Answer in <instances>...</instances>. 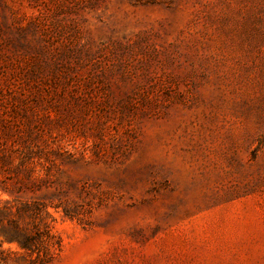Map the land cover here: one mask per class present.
Listing matches in <instances>:
<instances>
[{
  "label": "rangeland",
  "instance_id": "obj_1",
  "mask_svg": "<svg viewBox=\"0 0 264 264\" xmlns=\"http://www.w3.org/2000/svg\"><path fill=\"white\" fill-rule=\"evenodd\" d=\"M0 185V264H264V0H0Z\"/></svg>",
  "mask_w": 264,
  "mask_h": 264
},
{
  "label": "trees",
  "instance_id": "obj_2",
  "mask_svg": "<svg viewBox=\"0 0 264 264\" xmlns=\"http://www.w3.org/2000/svg\"><path fill=\"white\" fill-rule=\"evenodd\" d=\"M32 5V7H35L36 5H33L32 3H30ZM48 10V9H47ZM46 9H39L38 14L35 17H32L30 19L26 18L25 15L22 19H20L19 16H15L14 18V27L16 29L17 35L20 38H24L26 37V35L29 32H32L33 34H37V33H41V35H43L45 37V39L51 43V45L53 46V42L54 39L57 37H64L65 33L67 31H70L68 29H70V27L66 26V25H61L58 24V22L53 21L52 18L56 15L57 11H49L47 12ZM21 20H24L25 23H21ZM69 37H67L68 39ZM13 40V39H12ZM58 40V41H59ZM64 49V51L61 52V54H66V51H68L69 49H71L69 47V45L67 43H62ZM43 49H48L47 46H43ZM4 159V158H2ZM27 173H29L30 171L27 169L26 170ZM34 182H32L30 184V186H26L25 188H28L30 190H34L32 189L33 187H31V185H33ZM0 188L1 185H0ZM6 190V192L12 194L13 191H11V189H4ZM28 207H31L30 204H25ZM39 232H35V233H27V232H20L17 233L15 235L14 238H16V240H18L20 246L24 249H32L33 247L37 246L38 242H39Z\"/></svg>",
  "mask_w": 264,
  "mask_h": 264
}]
</instances>
